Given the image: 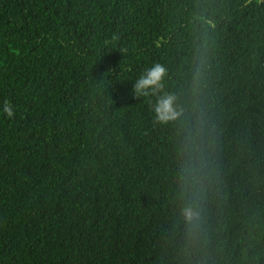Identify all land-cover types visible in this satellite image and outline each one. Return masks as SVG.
Masks as SVG:
<instances>
[{
	"label": "trees",
	"instance_id": "16d2710c",
	"mask_svg": "<svg viewBox=\"0 0 264 264\" xmlns=\"http://www.w3.org/2000/svg\"><path fill=\"white\" fill-rule=\"evenodd\" d=\"M154 63L184 113L166 125L134 94ZM5 100L0 264H264V0H0ZM194 126L192 237L179 166Z\"/></svg>",
	"mask_w": 264,
	"mask_h": 264
},
{
	"label": "clouds",
	"instance_id": "9594fccd",
	"mask_svg": "<svg viewBox=\"0 0 264 264\" xmlns=\"http://www.w3.org/2000/svg\"><path fill=\"white\" fill-rule=\"evenodd\" d=\"M207 70L205 52L197 49L193 59L192 87L197 90L204 80ZM168 69L165 65L154 63L146 68L134 84V94L137 97H154L151 101L155 122L166 125L178 121L183 116V110L178 104L174 93L165 91V79ZM0 114L11 119L14 108L11 101L5 100L0 107ZM179 166L180 185L184 204L180 215L188 229L189 235L195 237L202 224V210L199 204L200 192L206 180L207 162L203 154L198 130H189L182 150Z\"/></svg>",
	"mask_w": 264,
	"mask_h": 264
}]
</instances>
